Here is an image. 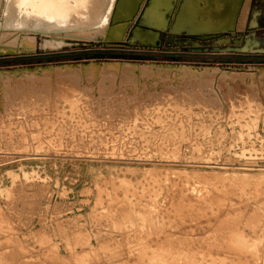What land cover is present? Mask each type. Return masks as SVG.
Here are the masks:
<instances>
[{
  "label": "rangeland",
  "instance_id": "rangeland-1",
  "mask_svg": "<svg viewBox=\"0 0 264 264\" xmlns=\"http://www.w3.org/2000/svg\"><path fill=\"white\" fill-rule=\"evenodd\" d=\"M246 17L241 31L206 40L161 30V45L150 48L101 45L80 32L49 48L52 33L15 35L2 26L0 48L27 34L34 47L18 40L0 50V61L96 49L260 56L264 0H250ZM257 70L263 62L229 59L0 67V264H264V72Z\"/></svg>",
  "mask_w": 264,
  "mask_h": 264
},
{
  "label": "bare ground",
  "instance_id": "bare-ground-1",
  "mask_svg": "<svg viewBox=\"0 0 264 264\" xmlns=\"http://www.w3.org/2000/svg\"><path fill=\"white\" fill-rule=\"evenodd\" d=\"M166 1L167 0H0V27L3 26V29L6 30L13 28L10 30L15 31V35H21V32L22 34L25 32H36L39 29L43 30V32L46 33H52L55 37H57L56 39H54L53 36L52 38L54 40L52 42H48L47 39H43L45 41L44 45H47L49 48H57L65 44V40H63L60 35H76L77 32V35L80 32L82 36L91 40L92 42L95 39H99L100 43L112 40L131 45V43L137 42L144 48H150L158 47L161 45L160 38L158 37L160 35L159 33L161 32V30H166L171 33H176L178 35L183 34L184 36H194L189 38L203 40H206L207 38H210L214 35H219L223 31H241V29H243V27L245 26V21L247 18L246 16L248 13L250 2V0H174L172 1L167 11L166 17L163 19L162 22H159L158 17H161L162 8L165 7L166 3H168ZM256 24L257 22L255 20V16H253L250 26H255ZM140 27L144 28L145 30L140 31ZM3 35L6 36L8 35V33L5 32L3 33ZM27 35L23 37L19 36L17 40H14L15 42H13V44L11 43L7 45H2V48L13 49L16 47V42L19 40L21 41L23 47L31 49V47H34V43L33 41H31L30 38L27 37ZM33 35L31 34L30 36ZM48 35L49 34L44 35V37ZM201 35L203 36V38L200 37ZM71 36L72 35H69V38ZM168 37L169 42L172 44H176L177 46H182V44L184 43L180 39L176 41L174 37ZM188 41L193 46L198 45V42L196 40L189 39ZM36 42L37 41H35V43ZM69 42L71 41H68V43ZM254 45L255 42L252 40H248L245 43L246 48H252ZM2 48H0V50ZM119 64L130 66L131 71H134V73L137 74L142 71L139 68L143 66L141 64L135 63ZM97 65L107 66L111 64L103 62L98 63ZM58 66L60 67H58L57 70H59V68L61 67H66L68 65L63 64ZM151 66L159 69H188L193 70V72H197V74L201 72L205 74L206 71L212 70L220 71V69L217 68H194L183 65L159 66L151 64ZM77 67L84 68L86 67V65H77ZM261 71L264 72L263 70H257V72ZM37 72L39 73V71ZM52 72L53 71H51V73ZM21 74L23 73L21 72ZM220 248L221 247H219V249ZM252 258H250V261H252ZM166 263L168 264V262ZM222 263L224 264V262Z\"/></svg>",
  "mask_w": 264,
  "mask_h": 264
},
{
  "label": "trees",
  "instance_id": "trees-1",
  "mask_svg": "<svg viewBox=\"0 0 264 264\" xmlns=\"http://www.w3.org/2000/svg\"><path fill=\"white\" fill-rule=\"evenodd\" d=\"M123 59V60H141L149 61L150 59L162 60V61H196V62H223L225 59L231 61H247L252 63H264V54L260 56L257 55H242V56H214V55H197V54H177V53H168V54H154L147 53L142 51H123V50H108V49H96L88 53H58L57 55L50 56H39V57H25L21 59H4L0 61V67L3 66H17L21 64H39V62H58V61H76L79 59Z\"/></svg>",
  "mask_w": 264,
  "mask_h": 264
},
{
  "label": "water",
  "instance_id": "water-1",
  "mask_svg": "<svg viewBox=\"0 0 264 264\" xmlns=\"http://www.w3.org/2000/svg\"><path fill=\"white\" fill-rule=\"evenodd\" d=\"M101 45H103V43H102ZM24 53H25V52H24Z\"/></svg>",
  "mask_w": 264,
  "mask_h": 264
},
{
  "label": "flooded vegetation",
  "instance_id": "flooded-vegetation-1",
  "mask_svg": "<svg viewBox=\"0 0 264 264\" xmlns=\"http://www.w3.org/2000/svg\"><path fill=\"white\" fill-rule=\"evenodd\" d=\"M248 40V39H247Z\"/></svg>",
  "mask_w": 264,
  "mask_h": 264
}]
</instances>
